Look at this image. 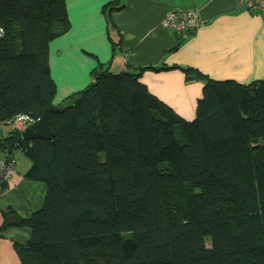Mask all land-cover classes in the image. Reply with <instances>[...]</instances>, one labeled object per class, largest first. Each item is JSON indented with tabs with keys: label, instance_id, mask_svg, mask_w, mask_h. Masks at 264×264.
Listing matches in <instances>:
<instances>
[{
	"label": "trees",
	"instance_id": "1",
	"mask_svg": "<svg viewBox=\"0 0 264 264\" xmlns=\"http://www.w3.org/2000/svg\"><path fill=\"white\" fill-rule=\"evenodd\" d=\"M122 8L108 0L102 12ZM69 29L64 0H0V125L52 105L48 45ZM148 69L99 64L49 114L52 140L14 128L0 140L1 159L21 153L25 177L46 185L42 206L20 218L30 232L14 245L20 264H264V78L156 68L202 84L184 120L141 84Z\"/></svg>",
	"mask_w": 264,
	"mask_h": 264
},
{
	"label": "crops",
	"instance_id": "2",
	"mask_svg": "<svg viewBox=\"0 0 264 264\" xmlns=\"http://www.w3.org/2000/svg\"><path fill=\"white\" fill-rule=\"evenodd\" d=\"M70 29L48 45L50 76L56 93L52 105L82 90L100 64L112 72L145 70L139 78L147 91L184 120L194 117L202 84L186 81L180 69L190 67L214 80L246 84L264 78V20L251 17L235 0H122L123 8L106 19L108 0H64ZM194 7L201 26L193 33L174 34L160 28L165 14ZM176 41L180 44L174 48ZM117 43L112 49L111 43ZM13 127L0 125V140ZM3 153L0 152V159ZM7 188L0 182L2 211L26 218L43 203L46 185L25 177L29 161L13 156ZM7 223V222H6ZM28 228L7 226L0 231V264H20L14 245H24Z\"/></svg>",
	"mask_w": 264,
	"mask_h": 264
},
{
	"label": "built area",
	"instance_id": "3",
	"mask_svg": "<svg viewBox=\"0 0 264 264\" xmlns=\"http://www.w3.org/2000/svg\"><path fill=\"white\" fill-rule=\"evenodd\" d=\"M235 3L243 7L251 17H260L264 20V0H235ZM200 26L199 12L194 7L169 11L160 22L161 29L173 32L174 34L193 33ZM32 122L27 116H21L13 119L9 123L14 129L21 131L26 125ZM13 167V159H0V182L9 179Z\"/></svg>",
	"mask_w": 264,
	"mask_h": 264
},
{
	"label": "water",
	"instance_id": "4",
	"mask_svg": "<svg viewBox=\"0 0 264 264\" xmlns=\"http://www.w3.org/2000/svg\"><path fill=\"white\" fill-rule=\"evenodd\" d=\"M63 108L59 105H51L42 110L40 117L32 123L25 126L20 134L24 141L31 140H52L54 135L48 127L49 114L61 113ZM8 226H19L20 218L16 214L6 217Z\"/></svg>",
	"mask_w": 264,
	"mask_h": 264
},
{
	"label": "clouds",
	"instance_id": "5",
	"mask_svg": "<svg viewBox=\"0 0 264 264\" xmlns=\"http://www.w3.org/2000/svg\"><path fill=\"white\" fill-rule=\"evenodd\" d=\"M9 123V122H8ZM10 124V123H9ZM27 126V125H26ZM19 132H21V131H19Z\"/></svg>",
	"mask_w": 264,
	"mask_h": 264
}]
</instances>
